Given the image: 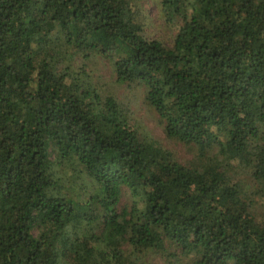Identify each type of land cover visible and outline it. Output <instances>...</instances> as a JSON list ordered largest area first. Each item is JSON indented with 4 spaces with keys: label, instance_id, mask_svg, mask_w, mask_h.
<instances>
[{
    "label": "trees",
    "instance_id": "obj_1",
    "mask_svg": "<svg viewBox=\"0 0 264 264\" xmlns=\"http://www.w3.org/2000/svg\"><path fill=\"white\" fill-rule=\"evenodd\" d=\"M95 59L193 161L97 85ZM144 255L264 264V0H0V264Z\"/></svg>",
    "mask_w": 264,
    "mask_h": 264
},
{
    "label": "rangeland",
    "instance_id": "obj_2",
    "mask_svg": "<svg viewBox=\"0 0 264 264\" xmlns=\"http://www.w3.org/2000/svg\"><path fill=\"white\" fill-rule=\"evenodd\" d=\"M142 8L147 16L153 19L155 24L158 25L159 22L156 20L157 7L153 3L147 1L142 4ZM160 26L159 29L156 27L151 29V32H153L152 36L168 41V35H170V33L166 32L164 24ZM89 69L92 70L93 77L98 81L97 85L101 86L106 93L114 96L125 104L132 113L133 122L139 124L163 149L171 152L176 161L184 164L195 159L196 151L191 145L187 146L166 138L163 132V124L158 116L144 104L143 88H127L126 86L116 85L111 76L110 63L106 60L95 59L93 64H89ZM239 177L244 179L243 175ZM126 204H128V200L127 197L124 196L120 201V206L123 207ZM144 260H149L151 264H166L165 258L159 259L158 256L153 257L152 255H144Z\"/></svg>",
    "mask_w": 264,
    "mask_h": 264
}]
</instances>
